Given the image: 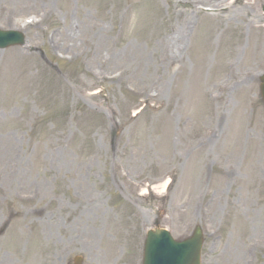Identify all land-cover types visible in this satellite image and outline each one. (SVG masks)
Wrapping results in <instances>:
<instances>
[{
    "label": "rangeland",
    "instance_id": "obj_1",
    "mask_svg": "<svg viewBox=\"0 0 264 264\" xmlns=\"http://www.w3.org/2000/svg\"><path fill=\"white\" fill-rule=\"evenodd\" d=\"M224 1L166 68L184 0H0V28L27 36L0 49V264H142L149 229L196 226L202 264H264V0ZM107 51L110 70L155 66L95 79Z\"/></svg>",
    "mask_w": 264,
    "mask_h": 264
},
{
    "label": "bare ground",
    "instance_id": "obj_2",
    "mask_svg": "<svg viewBox=\"0 0 264 264\" xmlns=\"http://www.w3.org/2000/svg\"><path fill=\"white\" fill-rule=\"evenodd\" d=\"M184 1L186 2L187 6L189 5L188 11L189 10H191V11L185 13L182 10H180L179 12L176 10V12H178V13H176V17L178 19H177L176 23L173 25L174 26V32L172 35L173 41H172V43L170 42L171 53L169 50L170 47H167V45H166V46L162 47L161 55H159L157 58L158 64H160L161 66H164L166 68H171V67L175 66L176 62L179 63V67L184 66L183 61H182V57H181L180 47L182 46L181 43L184 41L189 27L191 26V24H193L192 19H193L194 15H202V16L210 17V18L216 20L217 25H221L223 22L224 15L227 12H229V5H228V3L227 4L224 3L225 2L224 0H217L216 4L212 5L214 8H216V10H214L216 12H214V13L203 12L202 8L198 7L199 5H203L202 0H184ZM236 3L241 4L242 1L241 0H235V2L233 3V6H236L235 5ZM242 6H245V4H243ZM205 9L208 10L209 8H205ZM211 9H213V8H210L209 10H211ZM236 11H237V9L234 12L237 13ZM217 27H216V29H217ZM212 32H214V29L211 28L209 31V34L211 35ZM68 35L71 36L70 33H68ZM206 40L207 39L205 38L203 42H205ZM167 48H169V49H167ZM95 50H99V49H95ZM251 50L254 51L252 56H254L255 54H258L260 57L264 58V55H263V53H264V36L262 37L261 40L259 39L258 41L257 40L255 41ZM86 52H87V55H89L90 49L86 50L85 53ZM142 52L143 51H141L140 54H142ZM95 53H96V51H95ZM142 55L145 56V54H142ZM115 57H116V55H115ZM115 57H114V54L112 52L107 51L104 58H102V57H101L102 59L97 58V61L101 59V64L103 65V67L98 68L97 73L94 75L95 79H101V81H104L106 79H110V80H114L115 82H118V81H121L125 75H128L129 73L134 74L135 71H134L133 67H138V72H143L144 71V65H146L147 70L150 71L153 67L152 65L154 64V63H151L152 61L148 62V59L138 56L134 60H132V63H131V61L129 62V67L122 66L118 69L110 70V68L107 66V64L111 63L113 61V58H115ZM92 61L95 62V60L93 58H92ZM140 62H142V65H139ZM154 66H155V64H154ZM147 70H146V73L148 72ZM201 72L202 71H196V72L193 71L192 72L193 74L188 72L187 77H189V75H191V76L194 75V78H196V77L199 78L201 75ZM194 81L195 80L193 79V82ZM99 82L100 81H97L95 83H99ZM150 85H153V84H150ZM221 87L225 88L227 90L230 89L229 88L230 86L228 84L227 85L221 84ZM237 88L235 90H237ZM162 91H163V88H162L161 92ZM139 92H140V90H139ZM144 92H145V90H142L140 93H144ZM159 96H160L159 92L155 93V92L149 91L145 95V98H143V99L145 101L156 100ZM236 118L238 120V123L236 125L235 136L238 140H240L242 137V134H243V122H245V112L238 114V116ZM1 174H2V172H1ZM16 177H17V175H16ZM165 184L164 185L162 184L161 186H158V187L163 188L165 186ZM255 244H257V243H255ZM249 245H250L249 243H246L244 245V248L246 249Z\"/></svg>",
    "mask_w": 264,
    "mask_h": 264
},
{
    "label": "water",
    "instance_id": "obj_3",
    "mask_svg": "<svg viewBox=\"0 0 264 264\" xmlns=\"http://www.w3.org/2000/svg\"><path fill=\"white\" fill-rule=\"evenodd\" d=\"M23 43L22 33L0 31V48ZM261 88L264 100V77ZM201 245L199 229L183 242L175 241L167 231H151L146 241L144 264H200Z\"/></svg>",
    "mask_w": 264,
    "mask_h": 264
}]
</instances>
